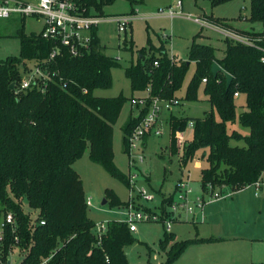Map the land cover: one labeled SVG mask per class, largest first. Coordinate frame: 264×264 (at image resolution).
I'll use <instances>...</instances> for the list:
<instances>
[{
  "label": "trees",
  "instance_id": "1",
  "mask_svg": "<svg viewBox=\"0 0 264 264\" xmlns=\"http://www.w3.org/2000/svg\"><path fill=\"white\" fill-rule=\"evenodd\" d=\"M79 1L88 10L105 15L104 6L115 0ZM209 1L216 6L230 0ZM250 2L249 20L264 22V0ZM207 18L229 24L212 15ZM238 31L251 37L263 35L254 30ZM16 36L20 39L19 55L0 60V229L8 213L15 218L14 225L3 228V258L19 247L25 252L19 264H41L44 260L45 264H130L126 247L135 239L128 224L110 221L108 230L98 238L96 222L88 214L83 180L73 166L89 149L93 162L129 183L115 166L113 146L114 125L127 98L95 93L113 85L112 70L119 63L105 53L96 34L90 52L73 56L64 51L47 64L46 84L37 82L16 94L24 71L47 59L54 47L41 32L27 33L24 24ZM225 41L221 57L215 54L213 45L194 42L187 61H172L162 47L159 55L150 57L141 51L138 62L126 69L133 91L144 92L150 87L152 95L179 98L189 66L195 61L196 72L185 98L198 100V91L203 87L211 108L202 117H171L170 146L172 153L179 152L180 134L190 120L194 121L193 138L184 147L183 161L187 163L198 150H205L202 157L207 165L201 170V183L210 192L239 191L257 181L264 182V52L231 39ZM258 45L264 47V39ZM156 60L158 66L154 65ZM214 62L223 68L216 76L212 72ZM226 72L233 77L229 87ZM236 92L246 97L245 110L239 115ZM139 120L140 115L133 114L123 126L125 151ZM236 122L249 128V134L229 131V123ZM233 140L245 144L234 145ZM108 194L111 206L127 204L116 194ZM169 201L163 198L164 212ZM25 206L38 212L35 219ZM220 239L175 241L164 264L175 262L192 244ZM172 240V233L166 230L161 248L166 249Z\"/></svg>",
  "mask_w": 264,
  "mask_h": 264
},
{
  "label": "rangeland",
  "instance_id": "2",
  "mask_svg": "<svg viewBox=\"0 0 264 264\" xmlns=\"http://www.w3.org/2000/svg\"><path fill=\"white\" fill-rule=\"evenodd\" d=\"M35 1V0H30ZM179 0H115L112 4L104 6L105 16L135 12L138 18L132 21L126 32H119L115 22H104L101 24V45L107 55L116 58L119 65L112 70L113 85L110 88L96 90V95L103 97H116L123 95L127 98L122 112L114 125V163L120 174L129 179L130 173L135 177L132 183L126 179L111 174L102 165L93 162L89 157V149L74 163V168L80 174L86 197L91 198L92 205L88 207V214L95 222L118 221L124 222V210L132 201L134 205L145 210H152L160 213L163 198L174 197L176 184L181 178H190L195 193H201V170L206 167L207 162L203 159L204 149H200L195 156L187 163L183 161L184 147L193 138V129L186 128L180 134L183 138L181 144L178 142L179 152L172 153L170 141H172L171 116L170 121L165 122V133L161 136L147 135L144 139L145 149L136 151L144 153V161H136L133 167L129 165V157L125 151L123 126L128 118L136 114V107L131 103V98L138 95L131 88L130 79L126 75V69L139 60L141 51L146 57L159 55L160 48L165 47L168 56L174 55L175 61H187L190 47L194 42L210 44L215 47V54L221 57L226 48L224 36L219 30L212 27H202L194 22L190 16L212 15L215 18L225 20V23L216 22L223 27L232 25V29L244 31H262L264 22H252L250 16V0H230L212 6L209 0H180L183 2L182 15L171 18L167 11L174 7ZM13 15L8 19L0 18V60L8 56L19 55L20 39L16 36L21 27V18ZM207 18V15L204 16ZM209 19V18H208ZM214 22L213 20L209 19ZM215 23V22H214ZM227 25V26H226ZM27 32H39L43 23L34 18L27 19ZM167 35V37L165 36ZM196 72L195 61H192L187 71L181 90L178 92L179 105L172 110L179 118L202 117L211 106L207 101L203 87L198 91V100L190 101L185 98L186 90ZM245 95L237 98V113L245 110ZM170 114V113H169ZM174 117V116H172ZM229 131L237 129L243 134H249V128L241 126L239 122L229 123ZM184 135V137H183ZM186 143V144H185ZM234 145H244V141H232ZM182 150H181V146ZM145 188L155 199L147 201L141 197L140 191ZM116 194L124 206H111L110 202L103 205L102 200L108 197V193ZM226 192H229L226 189ZM254 184L243 190L232 191L225 199L218 202L207 203L205 210L211 206L221 203L226 213L235 223L228 229L222 226H212L219 234H233L238 236L226 241L216 243H197L190 245L186 251L172 264H246L256 260L258 256L254 251L259 250V241L255 238H264V206H260L258 196L264 195V187L256 194ZM131 198V200H130ZM240 202V206L235 202ZM137 207V208H138ZM26 212H30L33 219L37 211L25 206ZM204 210V217H205ZM194 222L192 217L184 215L182 219L172 223V240L166 249L161 248L160 241L167 230V225L162 221H140L137 222V229L132 231L135 241L126 247V253L130 264H164L167 260V251L175 241L199 238L203 234L205 225ZM211 231V227L206 229ZM208 234V233H207ZM217 234V233H216ZM264 243V242H263ZM261 249L264 245L261 244ZM19 247H15L3 258L0 249V257L10 264H19L25 255ZM45 260L41 263L44 264ZM256 262V261H255Z\"/></svg>",
  "mask_w": 264,
  "mask_h": 264
},
{
  "label": "built area",
  "instance_id": "3",
  "mask_svg": "<svg viewBox=\"0 0 264 264\" xmlns=\"http://www.w3.org/2000/svg\"><path fill=\"white\" fill-rule=\"evenodd\" d=\"M167 13L171 18L182 15V1L179 0L174 7H170ZM13 15L41 19L43 21L42 36L54 43V47L47 59L30 65L24 71L15 90L16 94L30 89L37 82L41 85L43 83L46 84L48 76L46 72L47 64L55 60L64 51L73 56L90 52L94 45L96 31L102 23L115 22L119 32H126L132 21L137 18L135 12L121 13L114 16L100 15L92 9L88 10L87 6L79 0H0V18L8 19ZM189 18L202 27L215 28L231 40L255 46L264 52V47L258 45V42L264 39V30L260 31L263 32V35L251 37L236 29L218 25L204 16H190ZM165 36L167 37V35ZM170 58L175 61L174 55L170 56ZM262 60L264 61V55ZM154 65L158 66L159 60H156ZM206 80V78L203 79L204 82ZM240 95L239 92L235 93L236 98ZM131 103L136 107V113L140 115L138 124L128 137L126 151L129 157V165L133 167L136 161H144L145 137L147 135L161 136L165 133L166 114L171 113L179 105L180 99L177 97L164 98L160 95H152L149 87L146 89L145 94L133 96ZM187 127L193 129L194 121L190 120ZM182 147L183 145L181 150ZM138 150L143 152L136 153ZM134 177L135 175L130 173V184ZM254 185L256 186V193L259 194L260 188L264 187V182L260 180ZM228 194V192L220 191L219 189L210 192L203 187L201 193H195L190 178H181L176 184L174 197L167 203L165 212L162 208H160V213L145 210L134 205L131 201L124 210V222L128 224L131 231H135L137 222L162 221L164 225H167V231L169 232L172 229V223L182 219L185 214L191 216L194 222L203 221L206 204L222 199ZM140 195L147 201L155 199V196L149 194L145 188L140 191ZM87 204L89 206L92 205L91 198H87ZM109 222H96L95 233L98 238H101L108 230ZM14 224L15 218L13 214L8 213L1 223L0 240L3 237V228L6 225ZM41 224H45V221H41ZM10 263V261L4 262L3 258L0 257V264Z\"/></svg>",
  "mask_w": 264,
  "mask_h": 264
},
{
  "label": "crops",
  "instance_id": "4",
  "mask_svg": "<svg viewBox=\"0 0 264 264\" xmlns=\"http://www.w3.org/2000/svg\"><path fill=\"white\" fill-rule=\"evenodd\" d=\"M182 7H183V2H182ZM207 16L209 14H206ZM204 15V16H206ZM21 18V26L22 24H24V28H25V31L27 32V26H26V23H27V19L28 18H34L35 20L37 21H40L43 23V21L41 19H37L35 17H26L24 20L22 19V17H19ZM137 18H138V10H137ZM43 28V26H42ZM42 30V29H41ZM35 31H32V32H27V33H33ZM41 32V31H39ZM39 32H35V33H39ZM96 34L97 36L99 37V39L101 38L100 35H101V27H99L96 31ZM100 43H101V40H100ZM165 49V47H163ZM138 95H143L145 94V91L144 92H139V91H136ZM136 96V95H135ZM174 115H172V112L170 114H166V120L170 121V116H177L176 112L174 111ZM232 191L228 192L229 194L231 193ZM257 194V193H256ZM258 196V202L260 204V206H264V195L260 196V195H256ZM227 197V196H226ZM226 197L222 198V199H225ZM222 199H219L217 201H213V202H209V203H214V202H218ZM207 205V204H206ZM227 204L225 203H221V204H216L214 206H211L210 208H208V210H205V218L203 221H201L200 223H202V225L204 224L205 227L203 228V234L201 233V230L198 229V233H200V237H219L221 238L220 240L218 241H215V242H211V243H216V242H220V241H226V240H229L230 238H236L238 236H231L233 234H222L223 236H218L219 234H221L220 232H218L217 230V227L219 226H222L223 229H228L230 228L232 225H234L235 223L230 219V216L228 215V213H226V211H224L226 208L224 206H226ZM235 205H239L241 210H242V205L241 203L238 201V202H235ZM212 226H217L216 228H212ZM211 227V231L210 232H207L206 229ZM261 229L264 230V227H262ZM208 233V234H207ZM217 233V234H216ZM255 241H259L258 245L260 246V249L259 250H256L254 251V253L258 256V258H256V260H252V262H248L246 264H250V263H259V262H264V249H261V244L264 245V238H255L254 239ZM256 261V262H255Z\"/></svg>",
  "mask_w": 264,
  "mask_h": 264
},
{
  "label": "water",
  "instance_id": "5",
  "mask_svg": "<svg viewBox=\"0 0 264 264\" xmlns=\"http://www.w3.org/2000/svg\"><path fill=\"white\" fill-rule=\"evenodd\" d=\"M223 70V68L220 66V64L218 63V62H214L213 63V66H212V72H213V75L214 76H216L217 74H218V72L219 71H222ZM226 76H227V87H229L230 86V84H231V82H232V79H233V77H232V75L230 74V73H228V72H226ZM11 88L13 89L14 88V85L12 84L11 85ZM107 199L106 198H104L103 200H102V204L103 205H105L106 203H107ZM28 201H27V199H25V203H27Z\"/></svg>",
  "mask_w": 264,
  "mask_h": 264
}]
</instances>
